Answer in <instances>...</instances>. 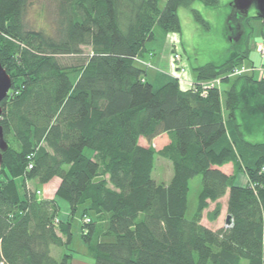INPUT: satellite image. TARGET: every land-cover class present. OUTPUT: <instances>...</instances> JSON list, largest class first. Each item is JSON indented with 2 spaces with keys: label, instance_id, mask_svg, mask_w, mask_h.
Segmentation results:
<instances>
[{
  "label": "trees",
  "instance_id": "trees-1",
  "mask_svg": "<svg viewBox=\"0 0 264 264\" xmlns=\"http://www.w3.org/2000/svg\"><path fill=\"white\" fill-rule=\"evenodd\" d=\"M55 1L53 36L25 26L27 0H0V63L11 78L0 101L7 142L0 264H72V253L56 258L51 246L71 241V217L85 204L83 216L89 210L97 219L83 217L90 264H264V76L231 75L248 59L250 18L264 20L233 11L226 56L192 67L194 86L186 88L169 72L156 71L149 80L136 61L149 51L155 25L180 32L178 8L194 0ZM68 56L70 63L63 60ZM215 78L224 89L201 95V83ZM160 134L168 142L156 149ZM155 154L171 163L167 183L151 177ZM229 162L231 173L219 169ZM240 173L244 184L237 182ZM194 176L200 189L187 216ZM54 177L52 198L28 186ZM225 194L230 225H203L209 203L206 218L220 215ZM58 200L67 203L69 218L58 215Z\"/></svg>",
  "mask_w": 264,
  "mask_h": 264
},
{
  "label": "rangeland",
  "instance_id": "rangeland-1",
  "mask_svg": "<svg viewBox=\"0 0 264 264\" xmlns=\"http://www.w3.org/2000/svg\"><path fill=\"white\" fill-rule=\"evenodd\" d=\"M233 0H218L215 6H208L203 4L198 0H194L190 7L196 8L202 17L206 20L207 24L203 25L199 21L195 20L190 10V7L181 6L178 8V16L180 19L181 30L179 33L175 32H165L159 26L155 25L153 27V38L146 41V47L149 51H145L143 54V59L136 61V64L143 66L147 71V77L151 80L154 76V68L158 65L164 68L165 61L169 58L170 72L175 73L174 63H173V53L180 52L182 56V61L186 67L187 73H192V67L202 65L208 61L220 62L227 54L228 47L232 42L231 37H226V34L231 33V29L226 30V22L231 19L230 15L236 9L232 4ZM163 0H160V4ZM255 8L252 6L249 9V13H253ZM57 5L55 0H27L26 7L23 13V22L27 28L31 29H41L50 35H55V30L57 28ZM250 25L252 26V33L250 38V50L248 59L244 60V66H256V68H262L263 71H253L251 73L258 77L264 74V57H261L256 50V44L264 41V22L258 18H250ZM225 31H227L225 33ZM85 52L88 51V47H83ZM152 55V56H151ZM160 58V64L157 60ZM71 56L63 57V60L70 63L73 61ZM148 61H153L151 64ZM150 64V66H148ZM145 65V66H144ZM153 74V75H152ZM244 74V73H242ZM152 75V76H151ZM232 76H237L233 75ZM185 87V86H182ZM224 85L221 86L224 89ZM222 98V95H221ZM163 135L153 141V146L159 149L164 143ZM140 142H144L140 138ZM88 150V149H87ZM229 165L224 166L225 170H229ZM231 169V167H230ZM172 175L171 163L165 157L155 154L154 155V165L151 172V177L158 183H167ZM240 177L243 179L240 180ZM56 177L52 178L54 180ZM239 183L242 180H247L246 176L243 174H238ZM47 183H35L29 182L30 185H38L42 188V197L46 194L45 187ZM18 184L21 183V179H17ZM238 182V181H237ZM241 184V183H240ZM21 187V185H20ZM200 189V177L194 176L189 180L188 189V209L187 216H190L195 209L197 202V195ZM21 191V189H20ZM221 204L220 216L218 219L211 221L206 218V212L213 208L214 203H209V207L203 212L202 222L207 224L211 228H217L222 226V197L219 199ZM60 206L67 203L63 200H59ZM85 205L78 206L76 212L71 217V241L64 246H51V254L56 258H60L65 252L72 253V264H86L91 263L92 257L89 252V247L81 238L82 224L84 221H88V217L96 221L95 214L91 211H87L88 217L83 216V208ZM63 207H60L58 215L60 218H69V211H63ZM84 217V221H83ZM106 222L99 224V228L105 229ZM84 230V229H83ZM100 231V230H99ZM103 240L111 241L112 237L102 236Z\"/></svg>",
  "mask_w": 264,
  "mask_h": 264
},
{
  "label": "water",
  "instance_id": "water-1",
  "mask_svg": "<svg viewBox=\"0 0 264 264\" xmlns=\"http://www.w3.org/2000/svg\"><path fill=\"white\" fill-rule=\"evenodd\" d=\"M233 7L236 9L234 14L235 16H245L249 13L250 7L255 8V15L264 20V0H233ZM241 32L239 31V37ZM238 37V38H239ZM11 87V78L6 70L0 63V101L5 98L8 93V90ZM0 115H1V106H0ZM7 149V142L3 137V129L0 124V166L2 163V153ZM230 223V215L227 214L225 217V224Z\"/></svg>",
  "mask_w": 264,
  "mask_h": 264
},
{
  "label": "built area",
  "instance_id": "built-area-1",
  "mask_svg": "<svg viewBox=\"0 0 264 264\" xmlns=\"http://www.w3.org/2000/svg\"><path fill=\"white\" fill-rule=\"evenodd\" d=\"M256 50L259 53V55L261 57H264V41H261L260 43L256 44ZM173 63H174V70L175 73L174 75L177 76L178 81L180 83V85L185 86L186 88H190L193 87L194 84L192 82L191 78H185L183 76L184 72H186V67L184 66V62L182 61V56L180 52H174L173 53ZM253 71H263L262 68H256V66H248L247 68L244 66V64L235 66L233 68V70L231 71V75H239L242 73H251ZM264 76V74L262 75ZM221 87V81L219 78H215V79H211V80H207L201 83L200 85V94L201 95H205L207 93V90L209 88H220ZM264 170V167H263ZM230 225V223L228 224Z\"/></svg>",
  "mask_w": 264,
  "mask_h": 264
},
{
  "label": "crops",
  "instance_id": "crops-1",
  "mask_svg": "<svg viewBox=\"0 0 264 264\" xmlns=\"http://www.w3.org/2000/svg\"><path fill=\"white\" fill-rule=\"evenodd\" d=\"M149 53H151L150 51H149ZM152 56V55H151ZM144 57L143 56H141L137 61H141L142 59H143ZM142 62V61H141ZM148 62H150V64L153 62V61H148ZM157 62H158V64H160V58H159V60H157ZM150 64L148 65V66H150ZM170 64H171V62H169V58L165 61V65L163 66L164 68H162V67H160V65L158 66H156L155 68H154V71H153V74L154 73H156V71H164V72H170V70H169V66H170ZM145 66V65H144ZM141 67H143V66H141ZM146 74H147V71H146ZM152 74V75H153ZM173 74V73H172ZM151 75V76H152ZM183 76L185 77V78H193V75L191 74V73H187V72H184V74H183ZM163 135H165V137H164V143H163V145L164 144H166L167 142H168V137H167V135L166 134H160V135H158V136H156L154 139H153V141L155 140V139H157V138H160V137H162ZM141 144H145V142H140ZM153 143V142H152ZM162 145V146H163ZM161 146V147H162ZM160 147V148H161ZM227 165H229L228 167H229V170H225L224 169V166H227ZM230 167H231V169H230ZM219 169L220 170H222L223 172H225V173H231V171H232V164L229 162V163H226V164H224V165H222V166H219ZM240 174H242V173H240ZM243 175V174H242ZM241 179H243V177L241 178L240 177V180ZM237 181H238V183H239V178L237 177ZM243 182H240L241 184H244L245 182H246V180H242ZM59 184V179L58 178H55L54 180H51V182L49 183V184H47L46 185V187H45V190H46V194L47 195H44L43 197L44 198H52L53 196H54V191H55V189H56V187H57V185ZM29 186V185H28ZM30 188H32V189H38V190H40L41 191V193H42V188L41 187H39L38 185H36V184H34V185H30L29 186ZM222 201H223V204H222V226H225L226 224H225V217H226V215H227V211H226V202H227V194H225V195H223L222 196ZM58 202H59V200H58ZM60 207H63L64 209H63V211L65 212H67L68 211V206L66 205V204H62ZM221 214V213H220ZM220 216V215H219ZM219 216L216 218V219H218L219 218ZM202 219H203V217H202ZM202 219H201V223L203 224V225H205V226H207V227H209L207 224H205L204 222H202ZM220 227V226H219ZM209 228H211V227H209ZM218 228V227H217ZM211 229H216V228H211ZM263 233H264V229H263ZM86 264H90V263H86Z\"/></svg>",
  "mask_w": 264,
  "mask_h": 264
},
{
  "label": "flooded vegetation",
  "instance_id": "flooded-vegetation-1",
  "mask_svg": "<svg viewBox=\"0 0 264 264\" xmlns=\"http://www.w3.org/2000/svg\"><path fill=\"white\" fill-rule=\"evenodd\" d=\"M232 27L234 28V27H235V24H233ZM229 29H231V28H229ZM236 31H237V34H236V36L234 37V40H235V41H237V40H238V37H239V30L236 29L235 32H236ZM232 32H233V29H231V33H232Z\"/></svg>",
  "mask_w": 264,
  "mask_h": 264
}]
</instances>
